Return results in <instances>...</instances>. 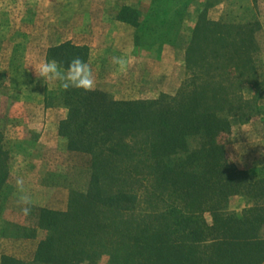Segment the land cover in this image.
I'll return each mask as SVG.
<instances>
[{"label": "trees", "instance_id": "obj_1", "mask_svg": "<svg viewBox=\"0 0 264 264\" xmlns=\"http://www.w3.org/2000/svg\"><path fill=\"white\" fill-rule=\"evenodd\" d=\"M245 28L202 19L186 52L187 66L209 42L217 47L213 54L226 59L237 55L244 64L241 52L232 51L229 43L231 32L240 30L243 36ZM241 42L244 49H253V37L249 44L243 37ZM225 90L204 80L171 103H163L168 96L106 101L110 107L101 115L99 137L115 130L119 136L91 150L89 191L72 194L65 211L39 212V226L47 233L35 258L44 263L106 258L109 264H264V177L253 178L229 164L224 146L214 142L231 129L229 119L218 116L232 111ZM131 132L140 141L125 140L123 133ZM191 136L201 138L199 148L189 149ZM1 139L0 133V188L8 159ZM237 194L255 201L242 218L223 211ZM204 212L211 214V224L200 221ZM14 262L2 258V264Z\"/></svg>", "mask_w": 264, "mask_h": 264}, {"label": "rangeland", "instance_id": "obj_2", "mask_svg": "<svg viewBox=\"0 0 264 264\" xmlns=\"http://www.w3.org/2000/svg\"><path fill=\"white\" fill-rule=\"evenodd\" d=\"M18 1L8 0V9L19 16L29 14L31 7L16 6ZM91 2L88 7L90 22L87 25L90 49L78 44L81 19L77 18L73 27V34L77 39L74 40L72 48L70 45L66 46V60L64 49L57 58L62 67H66L75 57L88 63L96 82L93 91L85 92L75 88L64 91L59 81L46 84L43 78L37 77L34 67L48 58L44 54L33 53L32 46L23 47V50L17 54L19 56L16 62L22 60L23 63L18 65L23 67L26 65L25 69L0 72V79H8V85L0 84V133L1 129L3 132L1 146L8 157L7 177L0 188V254L16 260L15 264H109L106 258L93 261L79 260L74 263L64 261L44 263L35 258L38 243L47 233L39 226V212L42 209L65 211L72 194H84L89 191L93 160L91 150L107 146L110 141L114 142V138L119 136V131L115 130L112 136L110 134H107L108 137L105 136L108 138L107 141L103 139L102 134L99 137L101 133L99 129L103 124L100 123L103 120L101 115H104L107 107H110L105 102H114L115 96L118 97L128 87H121L122 73L97 71L95 37L97 8L95 0ZM78 9L80 11V8ZM213 19L227 21L233 28L240 25L237 22L250 21L245 26L243 36L240 35V30L230 33L229 44L233 48L231 49L232 51L238 49L241 52L245 60L244 64L238 61L240 57L237 58V55L226 59L213 54L212 49L215 50L217 47H214V42H209L210 45L200 48L197 54L198 60L193 62L192 66L188 67L185 62L184 71L181 72L182 79L177 89L170 93L160 92L153 98L134 101H156L162 96H168L170 98L163 100V103H171V98L180 95L181 92L187 93L194 84H200L204 80L220 83L226 87L225 91L228 93L227 98L232 111H221L218 116L229 119L231 129L221 133L214 142L224 146L225 158L229 164L237 169L248 171L253 178L264 177V24L258 23L260 18ZM156 35L159 36L160 33L157 32ZM242 37L245 38L244 44H249L250 38L253 37V49L252 47L244 49L241 45ZM48 42L47 40V44ZM46 46L48 45L45 43L42 50H45ZM70 49L71 54H69ZM23 51L27 54H23ZM245 51L248 53H244ZM4 57L7 58V56ZM249 59L250 63L247 62ZM104 73L105 79L102 77ZM116 75H118L117 78L114 77ZM102 84H108V86L105 85V89L102 90L100 88ZM215 89L226 95V92H222L217 86ZM135 90L139 92L137 87ZM16 94H22L27 99L45 98L48 102L45 105H49L50 112L56 115L57 120L60 116H65L58 122L57 133L51 137V140L47 139L45 143L41 141L38 145L35 130L30 128L29 131L22 133L19 127H24L28 121L21 117V112L36 110L37 106L31 102L20 105L12 101L13 95ZM6 97L9 101H2V98L6 99ZM40 109L42 110V107ZM73 111L75 115L70 122L68 117ZM110 128L113 130V127ZM123 135H125L124 139L130 142L140 141L139 136H132V132L123 133ZM202 142L199 136H191L188 138V147L194 150L199 148ZM70 144L78 150L70 149ZM32 161L40 162L38 164L41 165L33 167L30 165L34 164ZM48 164L50 167H44ZM17 179L23 180L26 193L32 199L31 212L27 216L21 211L24 205L18 202L21 193L16 187ZM141 193L145 194L144 188ZM254 204L255 201L250 196L237 194L231 196L223 205V211L230 216L242 218ZM199 218L206 224L212 223L209 212H204ZM262 235H264V229H262Z\"/></svg>", "mask_w": 264, "mask_h": 264}, {"label": "crops", "instance_id": "obj_3", "mask_svg": "<svg viewBox=\"0 0 264 264\" xmlns=\"http://www.w3.org/2000/svg\"><path fill=\"white\" fill-rule=\"evenodd\" d=\"M91 1L19 0L16 6L31 7L29 14L19 16L8 9V0H0V72L25 69L26 65H18L23 63L22 60L16 62L17 54L23 47L32 46L33 53L44 54L47 60L55 59L59 63L57 55L64 49L66 60V46L72 48L77 39L73 34L77 18L81 19L78 44L89 48L87 25L90 22L88 7ZM95 3L97 71L119 72L112 62L114 57L124 56L132 60L127 73L120 76L123 82L120 81L121 87L128 89L115 96L114 101L153 98L160 92L170 93L177 89L182 79L187 49L202 19L231 24L213 18H260L258 23L264 24V0H95ZM237 23L247 26L250 21ZM45 43L48 46L42 50ZM22 53L27 54L25 51ZM102 77L105 79V73ZM7 83L8 79H0L3 86ZM105 85L108 86L102 84L100 88L104 90ZM136 87L139 92L135 90ZM2 99L9 101L8 97ZM12 101L20 105L29 102L36 104V110L21 112V117L28 123L19 129H22V133L30 128L35 130L38 145L41 141L45 143L47 139L51 140L57 133L58 122L65 118L60 116L57 120L56 115L50 112L49 105H45L48 104L45 98L27 99L22 94H16ZM32 163L30 165L33 167L41 165L38 164L40 162ZM3 255L0 254V262Z\"/></svg>", "mask_w": 264, "mask_h": 264}, {"label": "clouds", "instance_id": "obj_4", "mask_svg": "<svg viewBox=\"0 0 264 264\" xmlns=\"http://www.w3.org/2000/svg\"><path fill=\"white\" fill-rule=\"evenodd\" d=\"M112 62L122 74H126L132 64V60L124 56L114 57ZM34 68L38 78H43L46 84L52 81H59L60 87L64 91L75 88L91 92L95 89L96 82L92 69L88 63L79 57L71 59L66 68L62 67L55 59L45 60ZM16 187L18 192L21 193L18 197V202L24 205L21 211L23 215L27 216L31 212L32 199L26 193L22 179H17Z\"/></svg>", "mask_w": 264, "mask_h": 264}]
</instances>
